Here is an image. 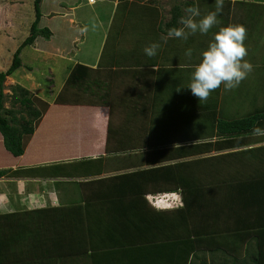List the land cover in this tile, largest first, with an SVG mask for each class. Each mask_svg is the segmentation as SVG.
<instances>
[{
    "label": "trees",
    "instance_id": "obj_1",
    "mask_svg": "<svg viewBox=\"0 0 264 264\" xmlns=\"http://www.w3.org/2000/svg\"><path fill=\"white\" fill-rule=\"evenodd\" d=\"M42 1H34L36 18L32 23L29 36L16 50L8 69L0 71V178L35 176V173H39L37 171H42V176L52 179L55 190L58 193L63 192L64 195L58 205H49L34 210L16 208L9 212H0V264H96L94 258L97 255H106L108 260H113L109 264H122L119 259L123 257H125L124 264L132 262L133 264H264V145L247 146L251 142L264 140V137H257V139L252 135L253 127H260L264 123V102L247 116L233 119L224 117L223 107L214 105L211 97L206 102L199 103L197 98L192 103H187L186 113L189 117L186 118L184 125L188 126V131L186 135H183L185 136L183 140H187L190 145L185 153L189 156L199 155V157L187 161H176L167 166L162 165L157 168L139 169L126 173L132 175L130 180L123 184L113 182L110 185L104 183L99 185L90 181V189L83 190L81 187L86 185L88 180L75 181L68 177V174H60V169L67 167L65 162L30 168L23 166L12 168V163L17 162V158L26 153L37 126L51 104L48 99L33 95L28 88L16 84L12 87V107L5 106L4 81L7 76L14 74L22 66L20 56L22 49L34 44L39 36L47 39L52 36L49 27L39 26L42 17ZM230 1L224 0V4L226 2L229 5ZM248 2L238 1L239 11L245 18L249 16L248 19L254 18L258 22L264 11V3ZM186 3V7L196 6L193 0ZM239 11L234 10L233 14L237 15ZM170 14L168 21H161L158 24L159 30L165 34H167V29L182 27L178 21L181 16L186 15L179 3L172 6ZM244 23L249 28L246 19ZM256 40L259 41L258 38ZM147 65L151 64L148 62ZM261 65L264 66V63ZM100 70V67L94 68L77 63L54 102L64 103L68 100L74 104L82 103L80 99H82V94H85L88 99L84 98V103L104 104L110 107L111 113L114 112L118 102L112 97L113 91L109 95L101 93V89L113 90V87L115 88L113 86L115 71L112 70V73L102 75L103 78L99 75ZM138 80L140 79L135 76V81ZM135 81L128 79V86H132ZM180 81L182 82V79ZM135 85L136 82L134 87ZM143 85L145 88H139L141 91L137 89L138 97H144L138 111L147 113L151 111L150 107L155 106V102L148 98L154 89L148 88L150 87L148 81H144ZM147 88L149 93L146 92ZM70 91L73 98H66ZM186 96L189 94L186 93ZM103 100L105 102L102 103ZM18 104L20 107H16ZM201 114L205 115L203 119H199ZM153 142L157 145L155 147L160 149L146 153V158H143L144 152H140V160L143 161L140 166L153 160L147 155L156 154L167 157L166 159H172L171 156H174L176 159L177 149L173 147L161 149L159 146L163 145L162 141L159 143V140L153 139ZM227 147H238L239 149L201 156L214 149L220 150ZM208 160H211V167L207 170L214 174L217 169L214 163L220 162L219 168L223 169L225 168L224 165L222 166L224 161H228L231 164L229 166L236 169V173L232 176L227 173L226 179L222 178L223 182L220 181L225 184L228 199L233 203L229 200L225 207L224 202L219 204L213 200L212 203L216 204L214 208L212 207L213 213L203 218V215L196 216L198 214L196 202H199V206L203 205L200 198L203 196L201 193L203 183L197 177V169L202 168L199 163L202 164ZM225 169L228 170V168ZM242 169H245V172L237 175V172ZM134 174L141 175L138 182ZM146 174L152 177L149 179L150 182L144 180ZM222 176L224 177V173ZM215 178L218 179L216 176ZM153 181L158 182V186L162 185L159 188L170 189L174 185L179 188L178 184H180L185 191L183 205L178 207L179 209L173 208L177 211H172L170 216L166 217L157 212L154 217L150 206L146 204L144 196L148 190H151V186H154L149 185ZM75 187H77L76 191L73 192ZM89 191L92 193L106 192L109 196L113 194L121 196L122 194L120 200L113 198L116 202L114 206L121 210L117 212L114 228L107 231L105 226L104 229L98 230L83 229L85 222L82 219L79 220L76 214H81L83 211L90 212L89 207L92 205L100 206L103 211L107 207L104 198H89L88 200L83 198L84 194L90 196ZM137 196L140 199L134 200L136 202L133 204L131 199ZM205 202L208 204L209 201L205 200ZM122 208H125V211H122ZM164 218H167L168 222L161 226ZM135 221L139 223V237H134L132 241L127 240L125 243L119 241L118 236L128 231L120 230L116 224L127 226ZM146 230L152 235L148 236ZM110 236L112 237L110 242L102 241V244H98L100 238H110ZM162 242L170 244V248L165 250ZM207 242L210 244L209 247H207ZM155 246L156 253L153 251ZM117 248L121 251L118 252L119 255L115 252ZM207 251L220 254L221 257H212V261L209 262Z\"/></svg>",
    "mask_w": 264,
    "mask_h": 264
},
{
    "label": "rangeland",
    "instance_id": "obj_2",
    "mask_svg": "<svg viewBox=\"0 0 264 264\" xmlns=\"http://www.w3.org/2000/svg\"><path fill=\"white\" fill-rule=\"evenodd\" d=\"M34 1L35 0H0V71L8 69L13 61L16 50L31 32L32 23L36 18ZM129 1V4L131 5L132 3H137L138 0H128V2ZM142 1L145 2L146 5H151L152 8L155 7V15L153 11L149 13L146 7L139 8V6L136 5L133 7L129 6L128 11H130L131 8L132 10L130 11L128 19L125 20L127 22L126 27L124 30H121L120 27L124 21L122 19L124 6L121 5L116 9L114 0H43L41 2L42 17L39 22V26H49L55 30L54 37L49 39V42L47 38L39 36L34 44L27 45L22 49L20 55L23 62L22 66L16 70L14 74L7 76L4 81V93L6 95L5 106L9 108L12 107V87L16 84H21L28 88L33 95H39L42 98L50 97L48 99H54V96L58 95V93L63 89L66 78L75 63L74 60L79 59L78 61L81 60V62L85 61L92 64L98 53H101L100 56L102 64L110 62L113 58L121 56L122 62L128 64L138 63L134 64L136 66H138L142 60L146 61L145 63L149 62L151 65H161L162 63L159 57L165 56L163 52H161L160 55L156 54L154 57H148L144 52L145 47H148L153 43H158V40H160L158 43L160 47L158 49H167L168 52L166 55L169 54L170 46H180V49H182V56L184 59V63L182 64L187 65L186 73H182L181 75L180 70H177L179 73H175L173 75L177 80L182 79V88L184 90L186 89L185 92L192 97L193 95L191 90L186 87L191 82L194 66L202 62V53L208 49L211 42H214V35L222 27L221 20H219L220 23L214 25L207 34L197 32L195 35H190L186 41L183 39H171L165 45L164 41L160 39L161 36L155 35L153 33V28L151 27L158 26L157 22L160 13L165 15V19L168 21L171 16L170 10L174 4L183 2L182 10L184 11V9L187 8L186 2L190 0ZM193 1L196 2V6L199 7L201 13L200 17L196 18L197 21L206 16L208 13L215 11V4L213 0ZM238 1L240 0L230 1L236 6L235 10L239 9L237 6ZM247 1H249L248 3H255L256 1L260 4L264 3V0H245V2ZM159 11L161 12L159 13ZM223 14L228 16L226 11L218 15ZM238 16L242 17L240 14ZM114 17L115 20L113 23ZM69 18H74L78 22L75 23L77 25L71 26L72 23H69ZM248 18L249 16L246 18V21L249 23V28L247 29L249 30V33L247 36H250V38H247L244 41L247 52L249 50L250 53L248 60L252 63L262 56L260 57V61L257 62L258 64H261L264 63V11H262L261 18L258 22L255 21L254 18ZM238 20L239 19H237L236 22ZM94 21L97 24L95 30L92 29V23ZM225 21L226 19H224V22ZM85 26H87L88 31L86 34H82L81 29ZM106 29L108 32H106ZM138 32L141 33L140 40L138 38ZM256 37L260 40V42L256 40ZM164 46L169 48H163ZM57 47H59V49H56ZM189 48L193 50L191 58L185 55ZM41 50H47L49 52H42ZM117 53H120L121 55L118 56ZM256 53H260L261 55L259 54L258 56ZM140 55H142V58H140ZM121 61L114 62L121 63ZM180 61L182 62L181 59ZM166 62L168 65V61ZM170 62H172V60ZM54 70L57 73V80L55 78L53 79ZM260 81L261 80H257L253 77L252 73H249L247 78L244 80V84L241 83L238 88L226 91L224 85L222 84V87L218 88V90L221 89V92L217 93L216 89L210 93L209 97L212 98L211 102H214L213 104L218 107L222 105L223 107L230 106L231 115H236L238 117L244 115L247 116L249 113L254 112L253 109L257 106V99H259L261 104H263L264 84H261ZM159 90L161 91V89ZM112 91V97L116 99V96V102L118 101L114 110L117 115H115L114 119H118L121 116V113H124L127 117L130 116L131 118H136L133 122L138 124L142 118V112H137L141 106L140 103L138 105L136 102L141 100L137 95V86L135 85V87L129 89L120 87L117 89L113 87V90L101 89V93H107L109 95H111ZM147 91L149 93L148 89L146 92ZM168 92H170L171 97L166 96L165 98L164 96L163 100L158 105L154 106L155 108L150 107L151 109H148L153 111L155 116L160 115L162 117H170L172 126H175L176 128H187L188 126H184V122L189 116L185 111V107H187V103H192L193 101H188L184 96H182L181 92L176 95L171 89H169ZM253 92H257V95H252ZM72 95L73 94L70 91L66 98H73ZM156 95L157 93L153 90L148 98H150L151 101L156 102ZM231 95L232 98L229 99V96ZM84 98L88 99V96L82 94V99L80 100L85 102ZM213 98L215 99L213 100ZM227 103L228 105H226ZM237 104L239 105L236 106ZM16 107H20V105L18 104ZM124 114H122V117ZM127 120L128 119H126L125 123ZM121 121H123V119ZM118 122L119 119L116 123ZM126 125H129V123ZM52 139V129L44 125L40 131L39 141L44 140L50 144ZM2 161L6 160L2 159ZM210 164L211 160L202 162V164L199 163V166L202 168L197 169V177L200 178L201 183H203V191L201 192L203 196L200 197L203 205L199 206V202H196V209H198V214H196L197 217L203 215V218H205V216L213 213V208L216 205L212 203L214 199L215 202L217 201L219 204L223 201V205H225V207L228 205L230 200L228 199L225 184H222L221 182H223L222 178L226 179L227 173H230V176H232V174L235 175L236 169H234V167H230L229 165L231 164L228 161H224L222 163V166L224 165L225 168H228V170L225 168H219L220 162H216L214 165L217 169L214 174L210 170H207L208 167H211ZM247 169L249 171L251 170V168ZM242 172H245V169L237 172V175ZM222 173H224V177L222 176ZM213 175H215L218 179H216L215 176L213 177ZM31 180L32 179L14 177L0 178V191L4 190L7 193V196H9L8 202L10 203V206H7V208L9 207L11 209V202L19 204L20 200L25 201L24 195H26V184L28 188L30 184L34 185L35 183H30ZM46 181L47 180L44 181V184H46ZM215 188H217V191L220 193H215ZM212 196H214L213 199ZM1 198H4V196H0V199ZM39 199H41V197ZM46 199L47 202H49L51 198L46 197ZM205 200L210 201L207 204ZM39 202L41 205L46 204L45 201L39 200ZM230 202L232 201L230 200ZM26 206L27 205H25V207Z\"/></svg>",
    "mask_w": 264,
    "mask_h": 264
},
{
    "label": "crops",
    "instance_id": "obj_3",
    "mask_svg": "<svg viewBox=\"0 0 264 264\" xmlns=\"http://www.w3.org/2000/svg\"><path fill=\"white\" fill-rule=\"evenodd\" d=\"M213 1L215 4V0ZM129 3L130 1L128 2V0L126 1L125 0H114V5H116V9L117 7L119 8L121 5L124 6L123 14H122L123 15L122 19L124 21L121 24V27H120L121 30H124V28L127 25V22L125 20L128 19L130 11L132 10L131 8V10L128 11L129 6L133 7L136 5V6H139V8L146 7L149 13L153 11L155 15V12H156L155 7L152 8L151 5H146L145 2H143L142 0H138L137 3H132L131 5ZM179 4L182 7L183 2H179ZM233 4L234 3H231V2L229 5L226 2L224 4V8L222 12L226 11L228 16H225L224 14L217 16V19L221 20L222 22L221 26L226 27L228 25H243L246 29H248L246 23H244L246 19L244 15H242L239 12H237V15L233 14V11L236 8V6ZM238 10L239 9H237L236 11ZM160 12L161 11H159V13ZM239 14L242 17H239L238 16ZM224 19H226L225 22H224ZM237 19L239 20L236 22ZM68 20L70 24L72 23L71 26H76L77 24L75 23H78L74 18H69ZM114 20H115V17L113 18V23H114ZM166 20L167 19H165V15L160 13V16H158L157 23L159 24L160 21L163 22ZM113 23H112V26H113ZM151 28H153V33L157 36H161L162 34L166 35L165 33L159 30V26H156V27L153 26ZM50 30L52 32V36L49 39H52L54 37L55 30H53L52 28H50ZM106 32H108L107 29H106ZM248 33H249V30H247V35ZM140 35L141 33L138 32L139 40H140ZM247 38H250V36L249 37L246 36V39ZM49 39L48 41L50 42ZM170 40L171 39H169L168 42ZM159 41L160 40H158V43ZM167 43H165V45ZM163 48H169V47L164 46ZM56 49H59V47H57ZM169 50L170 51L168 55H166V53L168 52L167 49L157 50V55H160L161 52H163V54L165 55L163 57L158 56L162 63L161 65H156L158 66L159 71H155L153 68V65H144V64H147L145 63L146 61L144 60H142V62H140L138 66L134 65L138 63H129V64L124 63L121 61V56L118 58H113L110 62L102 64L101 56H100L101 53L100 54L98 53L95 61L92 64H90L89 62H85V61L81 62V60L78 61L79 59H76L74 60L75 63L73 64V67L77 63H82V64H85V65H88L94 68L100 67L101 70L99 72V75L101 76L102 75L104 76L106 73H112V70H114L115 71V75H114L115 84L113 83V86H115V89L119 87L129 89V88L134 87V84L136 82L137 89L140 91V89L145 88L143 87L144 86L143 82L148 81L150 84L149 85L150 87L148 88L154 89V92H156L158 95V96L156 95L155 97L156 98L155 105H158L163 100L164 96L165 98L166 96L171 97L170 92H168L169 89H171L175 93V95L181 92L182 96H184L187 100L189 99V101L191 102L197 98L193 96L192 97L186 96V92H185L186 89L184 90L182 88V82L180 80H177L176 77H174L173 75L175 73H179L176 70H180L181 75L182 73H186L187 67L179 68V64L186 65V64H182L184 63L183 62L184 59L182 56L183 51L182 49H180V46L178 47L170 46ZM41 51L49 52L47 50L45 51L41 50ZM249 54L250 53L248 50V54L244 58L248 62H250L248 60ZM259 54L256 53V55L258 56ZM117 55L119 56L121 54L117 53ZM260 57L258 58V60H255L252 63L250 62L253 65V71L251 73L253 77H255L257 80H261L260 81L261 84H264V66L257 63L258 61H260ZM140 58H142V55H140ZM180 59L182 60V62L180 61ZM171 60L172 62H170ZM114 61H117V62L121 61V63H115ZM166 61H168V65L166 64L167 63ZM135 76L138 77V79L140 80L135 81ZM56 77H57V73L54 70L53 79L54 78L56 79ZM130 78L132 80L134 79L135 81L132 86L131 85L128 86L127 84L128 79ZM241 83L244 84V80ZM222 84L220 87H222ZM159 89H161V91ZM177 89H181V90L176 91ZM218 92H221V89L218 90L217 88V93ZM253 94L257 95V92H253L252 95ZM56 96H54V99ZM247 96H250V95H247ZM48 98L50 97H46L45 99H48ZM115 98L117 100L116 96ZM138 98L141 100L136 101L137 103L138 102L142 103L144 101L142 97H138ZM231 98H232V95L229 96V99ZM54 99L53 98L48 99L50 100V103H51L50 107L48 111L45 113V115L43 116L40 124L37 126L27 146L26 153L23 156L17 158V162H13L15 164L12 163L13 169L18 168L19 166L30 168V167H37L40 165H53L56 163L65 162L67 163L66 164L67 167L66 168L63 167V169H60L59 171L60 174L62 175L68 174L69 175L68 177H71L75 181L88 180L89 182L86 183V185H82L81 187V189L85 190V189H90L89 187L91 184L90 181H93L94 184H99V185L103 183L110 185L113 182L115 184H123L129 181L132 175V174L130 175L126 173L134 172L139 169L157 168L162 165L167 166L168 164L174 163L176 161H187L189 159L199 157V155L189 156L187 155V153H185L187 152L188 145L190 144L189 142H187V140H183V138L185 137L183 135H186L188 129L187 128L180 129V128H176L175 126H172V123L170 122L171 120L170 117H166V116L162 117L160 115L155 116L153 111H150L147 113H143L142 111H140L142 112V118L140 119V122L136 124L133 122L136 118L134 117L131 118L130 116L127 117L124 113H121V116L118 118L119 122L116 123L118 119H114V117L115 115H117V113L113 111L111 113L110 107L104 104L94 105V104H86L84 102L74 104L73 102H70L68 100L64 103H55ZM103 102H105V100H103L102 103ZM226 105H228V103ZM238 105L239 104H237L236 106ZM256 105L257 106L255 107V109L262 105L259 99L256 100ZM223 109H224V112H223L224 117L228 119L238 118V116L236 115L233 116L230 114L231 112L230 106L228 107L225 106V108L223 107ZM186 110H187V107H185V111ZM122 114H124L123 117H122ZM204 116L205 115L201 114L199 119H203ZM122 119L123 121H121ZM126 119L128 120L125 123ZM128 123L129 125H126ZM44 125L51 128L53 131V139L50 144H48L47 141H44V140L39 141L40 131ZM260 128L264 129V123L261 124ZM255 137L257 138V136ZM153 139L159 140V143L160 141L163 142V145L159 146L161 147V149L173 147L174 149L178 150L177 154L179 155L176 154L175 156L176 159L174 158V156H171L173 157L172 159H166L167 157L165 158L163 156H158L156 154L147 155V156H151L153 160L147 162L143 166H140V163H143V161L140 160V155H141L140 152H144L143 158H146V153H152L153 151L160 149L158 147H155L157 145L154 142L152 143ZM260 145H264L263 139L261 141L251 142L247 146L256 147ZM237 149L239 148L238 147H227L224 149L222 148L220 150L214 149L211 152H206V153L201 154V156L217 154V153L232 152ZM37 172L39 173H35L36 174L35 176L34 175L32 176L24 175L23 177H21V178H26V179H32L30 183H33V182L35 183L34 185L30 184L28 188L26 184V195H24L25 201L20 200L19 204L11 202V209L9 207L7 208V206H10V203L8 202L9 196H7V193L4 190L0 191V196L2 195L4 196V198L0 199V212H9L16 208H25L28 210H34L36 208L47 207L49 205L53 206V205L59 204L60 200L63 199V195H64L63 192H60L62 193V195L59 194L58 191L55 190L52 184V179L44 178L41 173L42 171H37ZM134 175H135L134 177L135 180H137L138 182L141 175H136V174ZM62 179H63V176H62ZM149 179H152V177L149 176L148 174L144 175V180L146 182H150ZM45 180H47L46 184H44ZM157 183L158 182L153 181L152 184H149V185H154V186H151V190H148V192H146L144 199L146 200V204L150 206L151 208L150 211L154 217L157 215V212H159V214L165 215L166 217L170 216L171 212L177 211V209H166L162 207H156L151 204L150 200L153 198L154 195L168 194L169 197L172 195L170 198L171 201L174 202V199H176V196L180 195L182 201L184 202L185 191L183 190L182 185L180 184H178L179 188H176V185H174L172 188L169 189L165 187L159 188V186H162V185L158 186ZM69 188L71 187H68V189ZM76 188L77 187L74 188L75 190L73 189V192L76 191ZM119 188L121 187L119 186ZM101 193L102 192L92 193L89 191L88 194H90V196H88L87 194H84L83 198L87 200L89 198H93V199L94 198H98V199L104 198L103 199L104 203L107 205L104 211L103 209H101L100 206L92 205L89 207L90 212L83 211L81 214H76V217L79 220L81 219L84 220L85 228L83 229L86 231L104 229V226L106 227V231L110 228H114V225H115L114 223L116 221L117 212L121 211V210H118L119 207L114 206L116 202L113 200V198L116 200L118 199L120 200L122 198L121 197L122 194L121 196H118L119 194L118 195L113 194L112 196H109L108 193L106 192H103L102 194ZM215 193H220L217 191V188H215ZM71 196L73 195L71 194ZM74 196H76V194ZM40 197L41 199H39ZM46 197L51 198L49 202H47ZM213 197L214 196H212V199ZM136 199H140V197L137 196V198L131 199L133 204L136 202L134 201ZM39 200L45 201L46 204L41 205ZM170 200H168L167 202H169ZM25 205L27 206L25 207ZM83 205H85V203H83ZM159 205L162 206L161 203ZM122 211H125V208L124 209L122 208ZM150 222H154V221H150ZM167 222H168V219L164 218L161 226H163ZM155 224H156V221H155ZM138 225L139 223L136 221L129 223L127 226L120 224V223L116 224V226H118L120 230L128 231L127 233L121 234L120 236H118L119 241L121 240L123 243H125L127 240L132 241L134 237H139L140 230H138ZM151 226L153 227L154 225H151ZM146 231H147L146 233L148 236L152 235V233H148L149 232L148 230ZM111 238H112L111 236L110 238H107V237L100 238L98 240V244H102V241L110 242ZM161 244H163L162 247L165 248V250L170 248V244H168L167 242H162ZM209 246L210 244L207 242V247ZM174 248L176 247L174 246ZM119 251H120L119 248L115 250L117 255H119L118 253ZM153 251L156 253V246H155V250ZM206 253H207V260L209 262L212 261V257H216V258L221 257L220 254H213L209 251H207ZM119 260H121L122 264H124L125 257ZM94 261L96 264H105V263L109 264L113 260H110V259L108 260V257H106V255H97L94 258ZM130 261L132 262V258ZM84 264H87V263H84ZM131 264H133V262Z\"/></svg>",
    "mask_w": 264,
    "mask_h": 264
},
{
    "label": "clouds",
    "instance_id": "obj_4",
    "mask_svg": "<svg viewBox=\"0 0 264 264\" xmlns=\"http://www.w3.org/2000/svg\"><path fill=\"white\" fill-rule=\"evenodd\" d=\"M223 8L224 0H215V11L208 13L197 21L196 18L201 15L199 7H187L184 9L186 15L181 16L178 21L182 27L167 29V34H162L160 39L164 43H167L169 39H183L186 41L190 35H195L197 32L207 34L214 25L220 23L217 16L222 13ZM96 27L97 24L94 21L92 29L95 30ZM87 31V26L81 29L82 34H86ZM246 36L247 29L243 25L221 27L214 35V42H211L208 49L202 53V62L194 66L191 82L186 87L191 90L193 96L198 98L199 103L206 102L210 93L219 88L222 83L226 91L238 88L248 74L253 71V65L244 59L248 54L244 44ZM159 47L158 43H153L145 47L144 52L148 57H154ZM192 51L189 48L185 55L191 58ZM182 67L187 66L179 64V68ZM153 68L155 71H159L158 66L153 65ZM180 90L177 89L176 91ZM252 135L264 137V129L254 126ZM171 196L169 197L168 194L154 195L150 202L156 207L166 209L177 208L183 204L180 195L176 196L174 202L170 200ZM168 200H170L168 202L169 206L159 205L161 201L166 202Z\"/></svg>",
    "mask_w": 264,
    "mask_h": 264
},
{
    "label": "bare ground",
    "instance_id": "obj_5",
    "mask_svg": "<svg viewBox=\"0 0 264 264\" xmlns=\"http://www.w3.org/2000/svg\"><path fill=\"white\" fill-rule=\"evenodd\" d=\"M165 201V200H164ZM164 201H161L160 203L162 204V206H169L168 205V202L166 201V202H164Z\"/></svg>",
    "mask_w": 264,
    "mask_h": 264
}]
</instances>
